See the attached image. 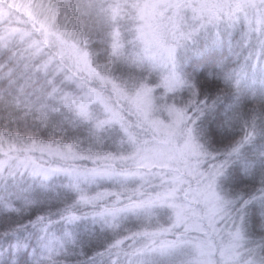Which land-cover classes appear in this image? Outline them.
<instances>
[{
    "label": "snow or ice",
    "instance_id": "snow-or-ice-1",
    "mask_svg": "<svg viewBox=\"0 0 264 264\" xmlns=\"http://www.w3.org/2000/svg\"><path fill=\"white\" fill-rule=\"evenodd\" d=\"M0 264H264V0H0Z\"/></svg>",
    "mask_w": 264,
    "mask_h": 264
},
{
    "label": "trees",
    "instance_id": "trees-1",
    "mask_svg": "<svg viewBox=\"0 0 264 264\" xmlns=\"http://www.w3.org/2000/svg\"><path fill=\"white\" fill-rule=\"evenodd\" d=\"M69 2H71V0H69ZM17 3L23 5L24 3H27V0H17ZM18 15H19V13L13 11V12H12V18H13V20H15V18H16Z\"/></svg>",
    "mask_w": 264,
    "mask_h": 264
}]
</instances>
